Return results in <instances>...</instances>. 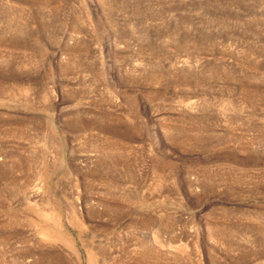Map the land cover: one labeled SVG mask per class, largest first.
Returning a JSON list of instances; mask_svg holds the SVG:
<instances>
[{
	"label": "rangeland",
	"instance_id": "374dc122",
	"mask_svg": "<svg viewBox=\"0 0 264 264\" xmlns=\"http://www.w3.org/2000/svg\"><path fill=\"white\" fill-rule=\"evenodd\" d=\"M0 264H264V0H0Z\"/></svg>",
	"mask_w": 264,
	"mask_h": 264
},
{
	"label": "bare ground",
	"instance_id": "6f19581e",
	"mask_svg": "<svg viewBox=\"0 0 264 264\" xmlns=\"http://www.w3.org/2000/svg\"><path fill=\"white\" fill-rule=\"evenodd\" d=\"M33 187H35V184H34V186H33ZM15 219H16V218H15ZM148 246H149V245H148ZM152 247H153V245H152ZM150 251H151V250H150ZM147 253L149 254L148 248H147V249H145V250L143 251V253H142V254H145V255H146ZM157 253H158V252H157Z\"/></svg>",
	"mask_w": 264,
	"mask_h": 264
}]
</instances>
